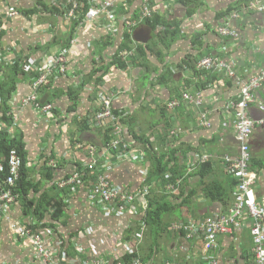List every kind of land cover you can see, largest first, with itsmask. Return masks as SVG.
Wrapping results in <instances>:
<instances>
[{"label": "crops", "instance_id": "1", "mask_svg": "<svg viewBox=\"0 0 264 264\" xmlns=\"http://www.w3.org/2000/svg\"><path fill=\"white\" fill-rule=\"evenodd\" d=\"M58 1L0 0V65H5L0 67V81L5 79L9 65L16 62L23 66L41 65L47 58V62L53 61L61 51L60 45L51 48L50 45L55 39L58 42L68 39L73 21H68L64 14L52 12ZM248 1L152 0V15L157 14L179 24V38L168 49L155 46L148 62L129 63L131 67L125 71L114 69L107 85L101 89L106 95H114V108L123 111L127 117L132 116L137 135L148 136L157 151L164 132L178 131V134H170L169 140L174 137L178 140L176 146L182 155L178 164L184 173V181L179 179L181 188L175 192L168 190L174 196L171 199L173 208L164 211L162 230L149 236L144 223L148 204L146 209H138L144 201L141 196L136 205L138 212L128 209L118 216L93 203L89 189L79 186L73 190L72 198L65 197V211L56 221H53V209L50 207L53 201L47 205L45 218H40L33 215L31 207L26 210V201L20 197L6 214L0 212V264H51L50 259L41 257L35 249L33 238L36 235H40L44 248L55 261L53 264H91L96 260L109 264H256L251 231L258 223L264 227V220H259L247 210L231 223L230 233L218 236L215 249L205 247L203 237H192L174 229L175 226L203 222L212 216L227 218L236 204L240 182L227 173L220 161L223 156L238 153L233 117L226 107L239 100L243 86L264 69V14L251 8L255 0L247 4ZM260 1L264 4V0ZM143 5V0L119 1L115 5L114 20L102 18L80 30L76 45L68 51L66 72L53 74L47 95L43 96L45 101L49 100V104L55 106L53 114L40 116L34 107L22 104V99L31 95L33 89L30 77H25L26 74L24 78L20 77L9 107L16 127L24 133L29 159L27 172L29 180L37 187L36 192L29 194L28 201L39 200L42 195L45 200L54 198L61 201L66 195L54 188L57 180L74 173L75 166H87L92 162L93 154L87 146L93 136L81 132L77 121L93 117L100 100L95 99L97 90L94 83L82 84L94 70L96 60L103 57L110 62L111 56L121 50L123 33L128 27L126 24L123 27L124 23L120 21L124 14L127 17L138 16L131 25L135 28L131 60L135 58L139 45L146 46L156 41L153 32L144 24L146 21H142ZM220 27L230 28L237 37L222 36L217 32ZM160 51L164 56L162 59L158 56ZM206 57L228 64L233 76L229 75V70L203 75L204 70L198 69V63ZM184 61L195 66L192 72L188 68H180ZM166 69L175 74L174 79L157 83ZM184 79H195L200 86H205L202 94L210 128L202 127L198 109L189 107L186 102L188 107L183 103V108L168 111L167 118L154 110L169 101L176 102L175 99L186 89L190 94L195 93L193 82L190 84L192 88H182ZM74 91H78L77 108L71 112L70 108L74 106L71 93ZM255 96L257 102L251 106V115L263 124L256 127L252 139L250 171L257 175L253 191L259 204L264 201V85ZM128 127L124 126L126 137ZM2 128L3 124L0 131ZM10 131L14 133L17 130ZM142 150L143 146L138 147L136 154L145 155ZM46 154H55L59 161L58 176L54 181L43 172ZM204 155L213 156L210 161L213 171L202 179L194 174L199 171ZM108 164L111 168L107 174L116 186L121 185L132 193L146 188L150 190L145 185L151 169L146 155L140 163L136 159L119 157L116 162ZM214 181L221 182L227 190L229 197L225 203L207 198L205 191ZM157 191L158 196L164 193L161 186ZM7 214L9 218L6 219ZM11 222L35 228L32 237L18 243L17 235L11 230ZM37 229L40 230L36 232ZM59 243L61 245L58 246Z\"/></svg>", "mask_w": 264, "mask_h": 264}, {"label": "trees", "instance_id": "2", "mask_svg": "<svg viewBox=\"0 0 264 264\" xmlns=\"http://www.w3.org/2000/svg\"><path fill=\"white\" fill-rule=\"evenodd\" d=\"M93 1L94 0H59L58 3L56 5L53 6L52 12H56L57 14H67V12L70 10V8L74 5V3L78 4L79 8H78V12H77V18L72 20L73 21V25L72 28L70 30V34L69 37L66 41H61L58 42L56 39L51 43L50 48L52 46H57L60 45L61 51L64 49H67L68 51L70 50V48H72L74 46V44H72V40H76L78 33H80L81 30V26L80 24L82 23V21L85 19L89 9L92 7L93 5ZM130 1V0H129ZM152 2V0H151ZM151 2L148 4V6L151 8ZM181 2H184V0ZM251 2V0H249L247 2V4ZM99 4V3H98ZM189 3H186V5ZM124 10V9H123ZM191 12H189V16H191ZM10 15V13H9ZM12 16V15H10ZM13 17V16H12ZM138 16H132V17H127V15H123L121 17V23L124 20H127L129 25L126 23V26H128L127 28H125V32L123 33V42L121 44L120 47V51L118 53H116L115 55L111 56L112 59L110 62H107L105 60V58L101 57L100 60H96V65L94 67V70L91 72V74L87 77V80L84 81V83L82 84L83 86H86L88 84H90L91 82L94 83V85L96 86V92L97 95H95V99L96 101L102 99L106 95L107 93L102 92V88L107 85L108 82V78L110 79L111 75L114 73V69L120 70V71H125L128 66L131 67L129 65L130 64H134L137 65V62L140 61H145L148 62L149 59V55L154 54L153 48L157 45H160L161 47H164L166 49L170 48L171 45H173L177 39L179 38V35L181 33L180 30V25L169 21L168 19H165L164 17L157 15V14H153L152 17L149 20H146V22L144 23L145 25H147L150 30L153 32L154 38L156 39V41H154L153 43H150L146 46L143 45H139L136 48V52H135V58H133L131 60V58L133 57V55H130L129 57L124 58L123 57V52L124 51H128L130 52L132 49V45L134 43L133 41V33H134V29L132 28V24L133 21H135V18H137ZM119 21V22H120ZM143 23V22H141ZM125 26V24L123 25V27ZM85 27V25L83 26ZM135 27V26H134ZM76 45V44H75ZM60 51V52H61ZM59 52V53H60ZM132 52V51H131ZM59 53H57L56 55H58ZM137 54H138V58H137ZM161 56V59L164 58L162 51H160L159 55ZM48 59V58H47ZM46 59V60H47ZM138 59V60H137ZM140 59V60H139ZM143 59V60H141ZM43 61L42 63H47V61ZM201 61V60H200ZM39 64V63H38ZM143 64V63H142ZM69 63L67 64L68 67ZM0 67L4 68L5 65H0ZM195 66H193L191 63L184 61L183 65L180 66V68L182 69H190L189 72H192L191 70L194 69ZM7 69L5 70L6 72V77L3 81H0V114L2 116H0V125L3 124V128L0 131V158L2 156L3 157H7V155L9 154V152L11 150H16L19 154V156L22 159V168H21V179L18 180L17 182V186L15 188V190L19 193L20 197L24 198V200L26 201V210H30L31 207V211L33 212V215H38L40 218H45L46 216V209H47V205H50V202L53 201V204L50 205V207L54 210V213L52 214L53 216V221H56L57 219H59L62 215V213L65 211V197L68 198H72V196L74 195V189L78 188L79 186H84L86 188H88L89 190L91 189V186L89 185V181H95L98 178L99 173L96 171L94 174H92V172L87 169V167H85L84 165H77L75 166V170L74 173L57 180L56 182V186L54 187L60 194L66 195L63 196V199L61 201H57V199L53 200H45L43 195L40 196L39 200H32L30 199V201H28L29 198V194L34 191H37V187L34 184V182L31 180H29V173L27 172V164L29 162L28 159V153L26 151V145L24 142V133L17 127H14L15 131L14 133L12 131H10V127L14 126V117L13 114L11 112V109L9 107V103L12 99V94L14 92H16L17 89V83L21 80L20 77L22 76L24 78V75L26 74L25 77H30V79L33 77L34 75H30L27 73L26 71V65L23 66V64H20L19 62H16L15 64H12L11 66L9 65L8 67H6ZM222 71H227L226 69H221V70H213V71H206L204 70L203 75H210L212 73H220ZM28 75V76H27ZM175 77V74L169 70L166 69L165 71H162V74H160L157 83L159 84H163V83H167L171 80H173ZM52 78L50 79L51 82ZM193 82V86H195V93H189L185 90L184 93L188 94L191 99H185L184 100V93L180 94L179 98L175 99L176 102L178 103V107L176 108L178 110L179 107L183 108L184 106L182 105L184 103V105H186L187 103L189 104V107L191 106L193 109H198L200 115L199 118L202 119V116L204 114H206L208 111L204 108V98H203V94H202V89L205 88L204 85H199V83H197L195 81V79H184L182 82V88H192L190 86V84ZM31 84V83H30ZM50 85V83H49ZM49 85H44L41 86L38 91H39V102L42 105H46L49 104V100L45 101L43 103V96L45 97V95H47L46 91L49 88ZM32 89H33V84H31ZM189 91V90H188ZM78 91H74L71 93L72 96V100L74 101V106H72L70 108L71 112L76 111L77 108V100H78V95L77 94ZM73 94V95H72ZM43 98V99H42ZM196 99H200L202 105L200 107L196 106V103L194 100ZM241 99V98H240ZM239 99V100H240ZM237 100V101H239ZM236 101V102H237ZM186 102V104H185ZM168 105V104H167ZM167 105H163L160 107V109H154L155 111H160L163 118H167V112L170 111L169 107ZM53 106V110L51 112V114H53L56 110L55 106ZM187 106V105H186ZM112 107H113V113L114 115L119 119L117 120V124L119 122V124H121V126L124 128V126L129 125V129H128V135H127V139L130 140L128 141L129 143H133L134 145H132V151H134V153H138L137 152V148L140 146H143V150L142 152L146 155L147 160L150 161L151 163V169L148 173V177L146 178L145 181V185H148L150 187V193L146 198V202L148 204V208H147V215L145 218V225L148 227L149 230L148 234L149 236H153L154 234L158 233L160 230H162V228L164 227V221L162 218V215L164 213V211L166 210H172L173 206L171 205V199L174 198L173 194L168 193V189L167 187L169 185H176L181 179H183L182 181H184V173H182V171L179 168V164L178 162L180 161L179 158L182 157L181 154H179V147L176 146V143L178 142V140L174 139L176 137H174L172 140L170 139V134L171 135H175L178 134V131H174L172 129V131H170V133L168 132H164L163 137L160 138V149L159 151H157L153 144L150 142L148 136L146 135H137L135 129H134V122L133 119L131 118L132 116L127 117L125 115V113L121 110H117L114 108V98L112 100ZM188 107V106H187ZM186 108V107H185ZM175 109V110H176ZM202 109V110H201ZM69 110V111H70ZM100 110V108L97 106L96 109L94 110V116L96 115V113ZM40 115V114H39ZM42 115V114H41ZM40 115V116H41ZM88 117V118H82L81 120L77 121V124L79 126V130L85 134H91V136H93V139L91 141L90 144L88 145H92L94 146L97 150H98V154L96 155V160L98 163L99 167H102L103 169V173H105V175L107 176V178L109 179L110 183L112 186H114L115 188H121L123 189V192H128L130 194H134L132 192H130L129 190H127L126 188L122 187L121 185L116 186L114 183V180L108 176L107 171L111 168V166L109 164H107L108 162L110 163H114L118 160V158L120 157V155H128L129 153H131V150L128 149L127 153L126 150H122V145H120V150L117 151H113L110 147L112 140L114 139V136L112 134V132L114 131V128L110 127V126H103L100 125L98 122H95V117ZM208 118V125H202V127L204 128H210L211 124H210V119L209 116H207ZM128 121V123H127ZM170 125H168L169 128ZM130 136V137H129ZM169 140V141H168ZM144 155V156H145ZM46 159H45V165H44V169L43 172L46 174L47 178L49 180L54 181L58 174H57V170L59 169L60 165H58L59 161L56 159V155L52 154L50 156H47V154L45 155ZM203 157V156H202ZM224 157V156H223ZM108 159H111L110 161ZM222 159V157H221ZM220 159V161L222 162V160ZM140 163V160H137ZM54 163L55 166H52L51 163ZM252 165V162H251ZM250 165V166H251ZM199 171H197L194 176H199L200 178L204 179L205 175L211 173L213 171L212 169V164L208 161V162H202V158L200 161V167H199ZM87 170V171H86ZM8 172H6V175H8ZM76 172L78 174H82L80 175V179L79 182L81 183L80 185H77V183H72V184H67L66 186L62 187L60 184L62 181L64 180H68L74 177V175L76 174ZM84 173V175H83ZM228 173V172H227ZM229 174V173H228ZM169 175V178H166V176ZM4 177H2L0 175V180L3 179ZM6 178V177H5ZM191 178V177H189ZM183 184V183H182ZM158 186H161L163 188V192L161 194V196L157 191ZM182 186V185H181ZM157 187V188H156ZM208 189L205 191V194L207 196L208 199L212 200V201H222L223 203H225L228 200V192L226 189H224L223 184H221V182L218 181H214L213 184L208 185ZM93 188V186H92ZM177 188H181L180 186H178ZM77 190V189H76ZM167 190V191H166ZM98 199H93L92 202L93 203H97ZM137 201L134 203V206L136 207ZM122 204H118V207L121 206ZM224 206H226V204H224ZM101 207H103L101 205ZM137 208V207H136ZM128 209V207L126 208V210ZM229 211V210H227ZM116 215V214H115ZM40 229H37V231H39ZM129 258V257H128Z\"/></svg>", "mask_w": 264, "mask_h": 264}, {"label": "built area", "instance_id": "3", "mask_svg": "<svg viewBox=\"0 0 264 264\" xmlns=\"http://www.w3.org/2000/svg\"><path fill=\"white\" fill-rule=\"evenodd\" d=\"M110 3H115L114 0H108ZM107 1V2H108ZM118 1H129V0H118ZM104 2H95L93 1L92 7L89 9L85 19L82 21L80 26L83 28L84 25L97 22L102 19L101 17H105L104 19L114 20L115 14V5L111 7H104L107 3ZM151 0H143L144 9L143 16L144 19H150L152 17L151 8L148 4ZM99 3V4H98ZM78 4L74 3V5L70 8V10L65 14V18H70L74 20L77 18L78 12ZM251 8L256 10L259 13L264 14V4L260 0H255L251 4ZM112 11V14L108 11ZM11 15V14H10ZM114 24V22H112ZM124 24H128L127 20L123 21ZM81 28V29H82ZM224 37H237L235 31L231 30L227 27H220L218 31ZM77 40H72V44H76ZM68 50H62L58 55L54 56L53 61H48L47 63H41V65H31L26 66V71L30 75H34L30 79V83L33 84V92L31 95L22 99V104L24 106H32L34 109L41 115H49L53 110L52 104L42 105L39 102V91L38 89L41 86L49 85L50 79L52 78L55 72L65 73L67 70V59ZM123 57H129L130 52L124 51ZM231 68L228 64L222 62L219 59L213 57H207L202 59L198 63V69L213 71V70H221L226 69L229 70ZM229 75L233 76V72L229 70ZM264 85V69H262L258 74H256L246 85L243 86L241 90V99L239 101L231 102L227 105L226 111L232 115L233 117V129L235 132V139L238 143V153L235 156L226 155L222 157V164L224 169L233 176L236 180L240 182L239 188L237 189V193L235 196V205L230 210V215L227 218H218V217H210L206 220L191 223L190 225H181L175 226V230H181L189 234L192 237H203L206 240L205 247L209 249H215L217 247L216 241L219 235L228 234L231 232V223H234L236 219L241 217L244 212L247 210L254 215L259 220H264V201L263 203H257L256 197L253 191V187L256 182L257 175L250 171V165L252 162V139L256 130V127L262 125L263 122L256 121L251 115V106L256 103V92L262 88ZM114 95H108L100 99L98 107L100 110L96 113L95 122H98L103 126H110L114 128L112 132L114 139L111 142V149L113 151L120 150V145H122V150L132 149L133 143H129L127 141V137L125 136L124 128L121 124H117V120H119L113 113L112 100ZM184 99L190 100L191 97L187 94L184 96ZM196 106L200 107L202 105L200 99L194 100ZM169 104H173L174 106L171 108ZM167 106L170 110L174 109L178 106L177 102H171ZM176 104V105H175ZM207 114H204L201 119L202 125H208ZM17 123L14 119V126L10 127V129H14ZM80 148H84V146H80ZM87 149L91 151L93 154L92 162L87 164V169H89L92 174L96 171L99 173L98 178L95 181L90 180L89 185L91 186L90 194L91 199H98L97 204L102 205L105 208L107 213L120 215L124 213L128 209H131L134 213L138 212L137 208L134 206L138 197L144 200L141 205H138V209L147 208V203L145 199L150 193L148 188L142 189L137 193L130 194L128 192H123L121 188H115L111 185L109 179L103 173L102 167L98 166L96 155L98 154V150L92 146L88 145ZM120 157H125L128 159H136L140 161H144V155H137L134 151L131 150V153L128 155H120ZM213 156L210 157L208 155H204L202 157V162H210ZM52 166L55 164L52 162ZM108 164V163H107ZM21 168H22V159L19 156L16 150H11L5 159H0V175L4 177L0 180V212L6 214L9 211V207L14 205L19 199L20 195L15 190L17 186V182L21 177ZM8 175H6V172ZM87 171V170H86ZM80 175L76 172L73 178L64 180L61 182V186L64 187L67 184L78 183L80 179ZM84 175V173H83ZM6 177V178H5ZM169 178V175L166 176ZM80 183V182H79ZM81 184V183H80ZM180 181L176 185H169L168 190L175 192L177 187L179 186ZM93 186V188H92ZM118 204H122L118 207ZM128 209L126 210V208ZM54 210H52V214ZM9 218V215H6V219ZM11 230L17 235L18 243L21 239H30L32 237V233L34 229L29 226L25 227L19 223L11 222L10 224ZM252 236L254 239V247L253 254L256 258V264H264V227L261 223L254 225L252 228ZM33 243L35 249L41 257L46 259H50L52 262H55L51 257L50 253L44 248L43 241L40 235H36L33 238ZM61 243L58 244V246ZM50 262L51 264H53ZM91 264H109L104 262L103 260H96Z\"/></svg>", "mask_w": 264, "mask_h": 264}, {"label": "rangeland", "instance_id": "4", "mask_svg": "<svg viewBox=\"0 0 264 264\" xmlns=\"http://www.w3.org/2000/svg\"><path fill=\"white\" fill-rule=\"evenodd\" d=\"M95 2H98V0H94ZM108 0H106V2H107ZM115 1V3H110V1H108L105 5H104V7H111V6H113V4H116V3H118L119 1L118 0H114ZM111 14H112V11H110V10H108ZM101 18H105V17H101ZM67 20L68 21H71V19L70 18H68L67 17ZM146 20H149V19H144L143 18V20L142 21H146ZM99 21V20H98ZM207 58V57H206ZM172 101H169V103H171ZM168 103V104H169ZM176 105V104H175ZM174 105L173 104H169V107H173ZM178 106H176L174 109H176ZM173 110V109H172ZM171 111V110H170ZM77 185H80V183L78 182L77 183ZM89 196H90V198H91V194L89 193Z\"/></svg>", "mask_w": 264, "mask_h": 264}, {"label": "bare ground", "instance_id": "5", "mask_svg": "<svg viewBox=\"0 0 264 264\" xmlns=\"http://www.w3.org/2000/svg\"><path fill=\"white\" fill-rule=\"evenodd\" d=\"M0 155H1V154H0ZM1 158H2V156H1ZM1 158H0V159H1ZM4 159H5V158H4ZM20 179H21V178H20ZM34 223H35V221H34ZM32 228H33V227H32ZM34 229H35V228H34ZM39 233H40V232H39Z\"/></svg>", "mask_w": 264, "mask_h": 264}, {"label": "water", "instance_id": "6", "mask_svg": "<svg viewBox=\"0 0 264 264\" xmlns=\"http://www.w3.org/2000/svg\"><path fill=\"white\" fill-rule=\"evenodd\" d=\"M45 102V98L43 99V103Z\"/></svg>", "mask_w": 264, "mask_h": 264}]
</instances>
